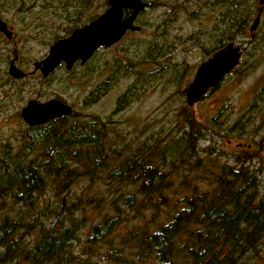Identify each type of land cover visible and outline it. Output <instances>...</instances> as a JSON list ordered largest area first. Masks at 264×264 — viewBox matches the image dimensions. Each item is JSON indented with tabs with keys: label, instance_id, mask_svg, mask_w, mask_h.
Instances as JSON below:
<instances>
[{
	"label": "rangeland",
	"instance_id": "obj_1",
	"mask_svg": "<svg viewBox=\"0 0 264 264\" xmlns=\"http://www.w3.org/2000/svg\"><path fill=\"white\" fill-rule=\"evenodd\" d=\"M148 1L151 7L135 23L139 31L127 32L115 45L98 50L86 67L78 66L66 72L60 66L46 81L38 76L16 80L8 75L9 62L15 56V65L28 74L32 72L33 64L42 60L54 43L47 42L49 39L37 42L36 38L28 36L29 29L24 25L37 14L36 6H30L29 10L22 12L16 7L0 13V19L12 34L8 40L0 33V144L9 143L14 150L23 146L28 126L22 121L20 112L28 101L42 103L59 99L72 107L79 120H101L106 129L105 139L113 150L104 149L110 155L108 167L97 168L92 178L79 177L70 186L68 194L66 191L58 193L55 184L49 182L37 196L32 208L23 206V203L15 205L11 197L6 198V203L0 208V222L4 216L13 217L20 210L27 219L32 218L37 223L49 226L54 219L52 211H57L59 200L66 196L67 204L70 201L80 204L83 209L81 214L86 218L81 220L80 229L72 243L74 252L81 254L92 226L107 211L114 214L108 205L115 199L123 213L122 222L108 239L94 247L95 254L91 260L99 264H118L116 260L106 258L111 248L121 249V253L115 254L118 257H133L129 253L136 251V236L132 238L130 234L138 231V226L153 229L166 214L172 213L175 203L183 197L191 195L193 191L200 194L215 192V175L222 165L237 164L234 156H249L244 165L256 176L257 189L260 194H264V4H259L260 0L256 1V10L248 23L247 34H250V26L257 13H260V19L251 37H237L232 42L241 51L239 65L200 102L189 108L185 101V90L199 65L214 53L211 50L219 36V30L215 31V27L218 26L220 32L227 28L224 23L228 22L224 20L223 23L220 19L225 15L227 6L218 5L216 0ZM232 3L234 5V0ZM100 6V2L95 1L89 12L99 16L107 8ZM32 32V35L38 36L37 30ZM143 42L154 45L155 48L150 52L166 45L164 55L157 57L150 53L151 58L140 55L134 47ZM157 44L160 45L156 47ZM130 57L137 62L135 71H141L144 75L128 72L127 76H122L115 84L98 92L94 102L85 105L89 94L108 78L109 67L115 59ZM66 84L68 88L65 89ZM135 84L137 88L133 96L136 98L124 109L116 111L117 99ZM186 114L194 119L203 134L196 146L195 157L188 159V165L182 162L183 157L176 155L177 148H168L164 158L169 185L163 193L169 200L163 204L152 200L150 203H156V208L150 207L146 200L141 203L142 206L146 203L145 209L143 207L136 212L121 198H117L120 194H135L137 186L113 182L108 178L109 170L125 157L135 154L144 144L154 150L156 143L162 149L172 140L178 139L185 127ZM49 131L45 129V132ZM115 151L117 153L112 155ZM39 152L37 149L28 150V158L39 156ZM137 201L142 202L143 197L137 195ZM152 213H155V218H151ZM23 239L27 244L32 241L31 236ZM87 256L84 255V258ZM16 264H23L22 259ZM238 264H264V231L256 246L241 255Z\"/></svg>",
	"mask_w": 264,
	"mask_h": 264
},
{
	"label": "trees",
	"instance_id": "obj_2",
	"mask_svg": "<svg viewBox=\"0 0 264 264\" xmlns=\"http://www.w3.org/2000/svg\"><path fill=\"white\" fill-rule=\"evenodd\" d=\"M95 1L100 2L101 8L107 6L105 0H0V13L16 7L22 12L29 10L30 6H36L37 14L24 25L29 29L28 36L36 38L37 42H45L46 39H49L47 42H55L96 18L97 14L89 12ZM256 1L234 0L233 5V0H216L218 5L227 6L225 15L220 19L228 23L223 22L227 28L221 32L218 26L215 27V31L219 30V36L215 39L211 53L235 41L237 37H251L252 33L247 34L246 29L255 13ZM144 3L146 9L151 7L148 0ZM124 14L127 15L128 11ZM34 30L39 32L38 36L31 34ZM165 46L163 44L150 52L155 48L154 45L143 42L134 49L140 55L151 58L150 53L157 57L163 56ZM14 58L17 59V56ZM124 61L126 63L122 64ZM135 61L132 57L115 59L109 67L108 78L89 94L84 101L85 105L94 102L98 92L115 84L122 76H127L128 72L144 75L141 71H135ZM78 66L83 68L87 64L76 63L68 72ZM49 76L41 79L46 81ZM64 86L68 88L67 84ZM136 88L137 84L128 87L117 99L116 111L124 109L136 98L133 96ZM184 116L185 127L178 139L172 140L162 149L156 143L154 150L144 144L135 154L125 157L109 170L108 178L113 182L137 186L135 194H120L117 198H121L136 212L143 207L145 209L146 203L143 206L141 203L146 200L150 203L155 199L160 204L169 200L163 193L169 185L164 158L168 148H177L176 155L183 157L182 162L188 165V159L195 157L196 146L203 134L190 115ZM46 128L50 131L45 132ZM27 133L23 146L17 150L9 143L0 144V208L8 197L12 198L15 205L23 203V206L32 208L37 196L49 182L55 184L58 193L66 191L68 194L70 186L79 177L92 178L97 168L109 166L107 161L110 155L104 149L113 150L105 139V126L97 118L82 121L74 112L69 117L28 128ZM35 149L40 151L39 156L28 158L27 151ZM116 153L112 152V155ZM234 158L237 164L226 163L215 175V192L200 194L193 191L191 195L176 202L172 213L166 214L153 229L138 226L136 229L139 230L130 234L132 238L136 236V251L129 253L133 257L128 254L130 257H118L115 254L121 253V249L111 248L106 258L116 260L118 264H238L241 255L256 246L264 231V194H260L257 189L256 176L244 165L249 156L244 154ZM137 195L143 197L142 202L137 201ZM149 205L156 208V203ZM108 206L114 214L107 211L92 226L81 254L74 252L72 243L80 229L81 220L86 218L81 214L83 209L80 204L73 201L67 204L66 196L59 200L57 211H52L54 219L49 226L37 223L32 218L27 219L20 210L13 217L4 216L0 222V264H16L20 259L23 264H99L91 260L95 254L94 247L108 239L122 222L123 213L115 199ZM155 216L152 213L151 218ZM25 236L32 237L29 244L23 242ZM84 255L88 256L84 258Z\"/></svg>",
	"mask_w": 264,
	"mask_h": 264
},
{
	"label": "water",
	"instance_id": "obj_3",
	"mask_svg": "<svg viewBox=\"0 0 264 264\" xmlns=\"http://www.w3.org/2000/svg\"><path fill=\"white\" fill-rule=\"evenodd\" d=\"M107 8L89 23L74 29L67 37L54 42L47 55L33 64V72L38 71L42 78H47L60 65L70 71L75 63L85 64L100 48H110L118 43L126 32H137L135 25L138 15L145 10L143 0H106ZM259 4H264L260 0ZM128 11V15L124 12ZM258 13L250 26L253 32L259 22ZM0 33L7 39L12 34L5 22L0 19ZM241 51L233 44L216 51L212 56L199 65L191 83L185 90V101L189 108L200 102L207 92L214 89L240 62ZM11 78L19 80L25 74L12 60L8 67ZM72 114V108L58 99L43 103L30 100L20 112L22 121L28 127H36L61 117Z\"/></svg>",
	"mask_w": 264,
	"mask_h": 264
},
{
	"label": "flooded vegetation",
	"instance_id": "obj_4",
	"mask_svg": "<svg viewBox=\"0 0 264 264\" xmlns=\"http://www.w3.org/2000/svg\"><path fill=\"white\" fill-rule=\"evenodd\" d=\"M220 50V49H219ZM14 60V64H16L17 63V59L16 58H14L13 59ZM9 64H10V62H9ZM62 66V65H61ZM8 67H9V65H8ZM40 77L41 78V76H39V72L38 71H35V72H29L28 74H26L25 73V76H24V78L25 77H29V78H31V77ZM37 127V126H36Z\"/></svg>",
	"mask_w": 264,
	"mask_h": 264
},
{
	"label": "bare ground",
	"instance_id": "obj_5",
	"mask_svg": "<svg viewBox=\"0 0 264 264\" xmlns=\"http://www.w3.org/2000/svg\"><path fill=\"white\" fill-rule=\"evenodd\" d=\"M255 19V18H254ZM259 19H260V17H259ZM254 21V20H253ZM232 42H230V43H227V44H225L222 48H224V47H226L228 44H231ZM233 44V43H232ZM233 46H234V44H233ZM235 47V46H234ZM66 104V103H65ZM67 105V104H66ZM69 106V105H68ZM71 107V106H70ZM72 108V107H71Z\"/></svg>",
	"mask_w": 264,
	"mask_h": 264
}]
</instances>
